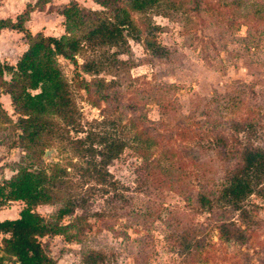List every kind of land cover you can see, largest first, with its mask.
Instances as JSON below:
<instances>
[{
	"label": "rangeland",
	"instance_id": "obj_1",
	"mask_svg": "<svg viewBox=\"0 0 264 264\" xmlns=\"http://www.w3.org/2000/svg\"><path fill=\"white\" fill-rule=\"evenodd\" d=\"M26 1L11 0L10 8ZM70 1L50 0L43 10H36L28 30L59 36L64 29L59 11ZM244 1L238 8L233 0H175V6H162L160 11L134 13L141 36L151 32L166 48L159 56L129 36L128 50L118 55L124 63L105 60L98 74L83 73L80 65L102 58L107 48L82 50L75 62L58 57L83 127L117 132L127 145L107 166L109 179L114 180L108 192L94 180L80 182L79 173L67 165L72 180L80 182L77 192L87 201L62 222L78 216L85 221L79 231L71 230L76 233L71 240L62 235L39 238L54 264H82V253L89 249L104 254L100 264H264V185L244 201L248 224L230 206L201 211L190 207L183 197L201 185L221 184L225 161L218 136L231 134V121L252 116L254 133L249 138L244 132L237 136L264 146V0ZM76 2L102 9L94 0ZM262 10L261 15L256 14ZM22 44L18 38L3 39L0 61H13ZM97 79H104L105 85L113 81V85L102 87V92L94 84L88 89L82 86L81 80ZM1 92L0 182L20 166L49 168L77 159L53 140L37 156L16 146L19 131L11 121L18 114ZM100 92L112 99L101 98ZM115 106L117 110L111 111ZM114 116L121 117L116 127L104 122ZM136 132L156 142L149 149L151 161L159 159L154 163L155 180L142 178L143 157L137 149L141 143L133 139ZM170 149L173 157L167 153ZM24 205L20 200L6 202L0 206V220L17 217ZM57 207V203L40 204L34 210L48 218ZM219 218L245 228V241L221 239L215 226ZM185 233L199 245L184 250L178 242ZM1 238L0 234V244ZM3 264L17 263L7 258Z\"/></svg>",
	"mask_w": 264,
	"mask_h": 264
},
{
	"label": "trees",
	"instance_id": "obj_2",
	"mask_svg": "<svg viewBox=\"0 0 264 264\" xmlns=\"http://www.w3.org/2000/svg\"><path fill=\"white\" fill-rule=\"evenodd\" d=\"M49 1L35 0L27 3L14 18H0V30L11 28L22 32L27 44L14 64L0 61V90L9 95L18 118L12 122L2 112L14 129L19 131L14 142L16 146L37 156L44 151V145L53 140L69 149L77 159L74 162L68 160L63 165L54 163L49 168L20 166L13 175L0 182V206L13 200L25 204L17 217L0 220V264L7 258H13L17 264H54L39 238L44 235H62L66 240L73 238L76 233L73 234L71 230L79 231L85 221L84 217L78 216L74 221L66 223L62 220L74 214L76 208L87 201L84 194L77 192L78 185L80 182L86 184L94 180V183L105 186L104 191L108 192L107 187L114 185V180L109 179L107 166L127 145L126 140L117 132L83 127L58 57L75 62V56L82 50L107 48L109 51L115 48L109 55L107 51L102 54V58L88 59L80 65L83 73L98 74L105 60H110L114 65L124 63L118 55L128 50L129 36L142 43L154 55L165 54L166 48L154 39L151 32L141 36L133 14L145 13L154 8L160 11L162 6L176 5L175 0H94L102 9H92L79 6L76 0H71L59 11L63 17V33L59 36L32 33L25 27L29 14L34 10H43ZM233 2L238 8H242L245 3L244 0ZM261 12L263 10L256 14L261 15ZM147 24L150 27V22ZM6 73L9 74L8 79ZM104 82V79L81 80L86 89L94 84L101 92L102 87L113 85V81L109 85ZM101 92V98L112 99L108 93ZM115 110L116 106L111 111ZM120 121V116H114L104 122L116 127ZM254 122L252 116L233 120L228 128L231 134L222 133L218 136L225 161L223 180L218 187L201 185L195 193L184 194L190 207L213 211L217 206H230L241 212L244 223H250L244 201L264 185V146L254 145L249 139L241 140L237 135L244 132L249 138L255 131ZM133 139L141 143L137 149L143 157L140 165V171L144 174L142 178L155 180L157 171L154 163H159V159L153 158L151 161L149 152L155 140L142 132H136ZM167 153L171 157L174 155L172 149ZM67 165L79 173V183L69 176ZM54 203L58 207L48 218L34 210L37 205ZM215 226L223 240L244 242L246 239L245 228L232 221L219 218ZM178 244L184 250L199 245L198 242H192L187 233L180 236ZM103 259L104 254L93 249L84 251L81 256L82 264H100Z\"/></svg>",
	"mask_w": 264,
	"mask_h": 264
},
{
	"label": "crops",
	"instance_id": "obj_3",
	"mask_svg": "<svg viewBox=\"0 0 264 264\" xmlns=\"http://www.w3.org/2000/svg\"><path fill=\"white\" fill-rule=\"evenodd\" d=\"M9 1L11 0H2V2L0 3V18H5V17H11V18H14L18 13H20L25 5L27 3H33L35 0H27L26 2H24L23 4H21L19 7H14V9H11L10 8V4H9ZM8 2V3H7ZM9 4V5H8ZM8 6V7H7ZM11 11V12H10ZM38 13V11L34 10L32 11L30 14H29V19L25 22V27L28 29L29 28V25L32 24L34 22L33 18L34 16ZM32 32V31H31ZM34 33V31L32 32ZM9 38L11 40L15 39V38H18L20 39L23 44H22V47H21V50L19 52L18 55H16V57L14 58L13 61L9 62L8 64H14L18 57L22 54V52L26 49L27 47V44L25 42V39H24V34L18 30H15V29H11V28H3L0 30V44L1 42L3 41V39L5 38ZM1 46V45H0ZM1 50V49H0ZM2 54V50L0 51V55ZM1 62H4L1 60ZM7 63V62H5ZM1 91V90H0ZM1 96L3 97L4 100H6L7 103H10V98H9V95L7 93H3L1 92ZM11 104V103H10ZM11 106V105H10ZM12 108V106H11Z\"/></svg>",
	"mask_w": 264,
	"mask_h": 264
},
{
	"label": "water",
	"instance_id": "obj_4",
	"mask_svg": "<svg viewBox=\"0 0 264 264\" xmlns=\"http://www.w3.org/2000/svg\"><path fill=\"white\" fill-rule=\"evenodd\" d=\"M48 153H49V150H46V151H45V154L47 155Z\"/></svg>",
	"mask_w": 264,
	"mask_h": 264
}]
</instances>
